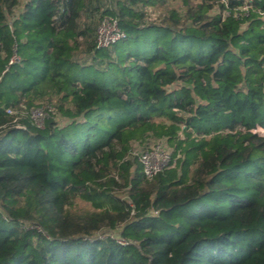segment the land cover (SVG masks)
<instances>
[{"label":"trees","instance_id":"1","mask_svg":"<svg viewBox=\"0 0 264 264\" xmlns=\"http://www.w3.org/2000/svg\"><path fill=\"white\" fill-rule=\"evenodd\" d=\"M94 1L0 0V264H264V0H110L93 26ZM103 16L124 37L98 48ZM129 38L153 54L98 53ZM152 140L174 161L147 178Z\"/></svg>","mask_w":264,"mask_h":264},{"label":"built area","instance_id":"2","mask_svg":"<svg viewBox=\"0 0 264 264\" xmlns=\"http://www.w3.org/2000/svg\"><path fill=\"white\" fill-rule=\"evenodd\" d=\"M225 3V0H220ZM249 5L243 6L240 10H247ZM235 15H238L237 13ZM124 37V32L120 28L117 20L111 16H103L99 19L96 29L94 42L96 47H106L111 44L116 43ZM16 56L13 55L10 62L15 60ZM5 113L8 115H14L13 122L16 126H20L16 121L19 117H28L31 122L37 126L42 127L44 119L49 116V114L54 113V108L50 105L32 107L28 110L17 111L10 107L5 108ZM259 129H262L258 127ZM264 129V128H263ZM136 156L137 161L141 166L142 174L151 178L162 170L170 167L173 164V159L171 156V151L167 147L163 140H152L141 150H133L131 152ZM100 237H103L101 233H97ZM110 235L116 238L120 243L125 244L123 240L118 238L113 232Z\"/></svg>","mask_w":264,"mask_h":264},{"label":"rangeland","instance_id":"3","mask_svg":"<svg viewBox=\"0 0 264 264\" xmlns=\"http://www.w3.org/2000/svg\"><path fill=\"white\" fill-rule=\"evenodd\" d=\"M170 7H175L178 9L179 12H182L183 9H181L179 2L176 0L169 1ZM148 15L151 19H156V17L160 14L159 8H153L149 7L146 9ZM159 20V19H158ZM154 48L150 41H144V40H136L133 38H129L127 40H123L118 42L116 45L108 48V49H102L99 50L98 53L100 55L106 54L108 52H111L114 55L115 62L117 63V66H126L127 64H132V59L134 57H147L153 54ZM98 54V55H99ZM75 58H77L76 66L79 69V77L81 80H91L95 81L97 83L103 82V79L105 78L106 73L99 74L94 70L93 65H97V58H92L90 55H86V53L82 50V48L75 52ZM83 65H86L87 67H82ZM81 68V69H80ZM13 71V70H12ZM106 72V71H105ZM109 77V76H108ZM53 119H58L57 121H62L61 118H58L57 115H53ZM256 131L260 133L261 135H264V129L257 128ZM167 145V144H166ZM167 147L170 149V146L167 145ZM122 194V193H119ZM75 207L77 208H90L91 205L87 202H84L82 200L75 201ZM102 235L110 234L108 231H103L101 233Z\"/></svg>","mask_w":264,"mask_h":264},{"label":"crops","instance_id":"4","mask_svg":"<svg viewBox=\"0 0 264 264\" xmlns=\"http://www.w3.org/2000/svg\"><path fill=\"white\" fill-rule=\"evenodd\" d=\"M109 1L110 0H99L98 2H93V4L94 3H98L99 5H97V6H99L100 8L97 10V13L98 14H96L95 15V17H94V19L93 20H95V23L93 24V26H95V24H96V22H97V17H99L98 15L103 11V9H105L106 7H110V3H109ZM85 4V3H84ZM81 15H83V9H81V14H80V19H79V21H80V23H78V25L77 26H80V27H82L83 26V23H82V20H83V16H81ZM88 19H90L89 18V16L87 17Z\"/></svg>","mask_w":264,"mask_h":264}]
</instances>
